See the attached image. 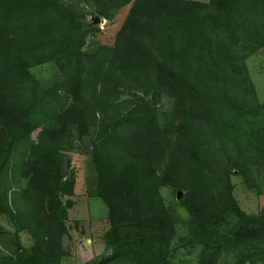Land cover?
I'll return each mask as SVG.
<instances>
[{
	"label": "trees",
	"instance_id": "obj_1",
	"mask_svg": "<svg viewBox=\"0 0 264 264\" xmlns=\"http://www.w3.org/2000/svg\"><path fill=\"white\" fill-rule=\"evenodd\" d=\"M260 49L264 0H0V215L14 244L0 264H62L77 153L108 221L102 254L80 264H172L196 246L189 264H264V206L243 211L230 182L264 172L246 65ZM46 63L60 79L44 87L31 70ZM161 189L182 190L185 214Z\"/></svg>",
	"mask_w": 264,
	"mask_h": 264
},
{
	"label": "rangeland",
	"instance_id": "obj_2",
	"mask_svg": "<svg viewBox=\"0 0 264 264\" xmlns=\"http://www.w3.org/2000/svg\"><path fill=\"white\" fill-rule=\"evenodd\" d=\"M86 19L89 20L90 16H87ZM107 24L103 19H100L98 23L99 28L104 31V35L112 32L116 26V22ZM246 65L257 99L264 102V49L249 56L246 59ZM31 71L44 87L60 79L59 73L52 63L36 66ZM167 102V99L163 97L160 105L165 108ZM31 136L34 138L35 132ZM77 149L81 151V145ZM77 154L74 155V160H77L75 165L76 194L72 198L74 204L68 215L69 235L62 239L63 248L67 252V255L61 260L62 264H80L98 258L104 250L102 235L108 227L107 208L94 195L93 173L88 157L84 156L83 160L79 162L80 155ZM251 178L253 183L251 188L237 173L230 177V182L232 195L238 206L248 214H255L259 208L264 206V172L259 170L257 173L253 170ZM161 193L167 206H172L180 215L185 214L177 204L176 190L172 192L168 189H161ZM11 232L12 229L6 218L0 215V251L10 253L14 248L10 238ZM19 240L24 246L31 243L30 237L25 232L19 233ZM199 249L200 247L196 246L193 249L178 250L171 257L172 264H189L195 259ZM231 261L232 256L225 255L220 257L217 264H229Z\"/></svg>",
	"mask_w": 264,
	"mask_h": 264
},
{
	"label": "water",
	"instance_id": "obj_3",
	"mask_svg": "<svg viewBox=\"0 0 264 264\" xmlns=\"http://www.w3.org/2000/svg\"><path fill=\"white\" fill-rule=\"evenodd\" d=\"M99 21H100V18H99V16H97V15H96V16H93V17L90 18V22H91L93 25L98 24ZM181 195H182V190L177 189V190H176V193H175V197H176V199H179V198L181 197Z\"/></svg>",
	"mask_w": 264,
	"mask_h": 264
}]
</instances>
